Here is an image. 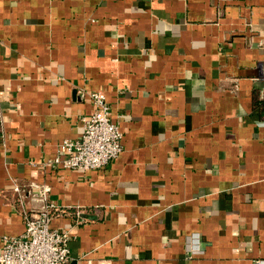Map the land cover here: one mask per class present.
Listing matches in <instances>:
<instances>
[{
  "label": "crops",
  "instance_id": "1",
  "mask_svg": "<svg viewBox=\"0 0 264 264\" xmlns=\"http://www.w3.org/2000/svg\"><path fill=\"white\" fill-rule=\"evenodd\" d=\"M98 89L121 154L45 166ZM31 180L71 264H264V0H0V247Z\"/></svg>",
  "mask_w": 264,
  "mask_h": 264
},
{
  "label": "built area",
  "instance_id": "2",
  "mask_svg": "<svg viewBox=\"0 0 264 264\" xmlns=\"http://www.w3.org/2000/svg\"><path fill=\"white\" fill-rule=\"evenodd\" d=\"M85 93L92 99L94 110L90 114L82 115L81 136L65 138L60 143L59 153L55 157L46 158L45 166L85 172L107 166L123 151L124 133L112 119V107L105 90ZM1 128L5 130L3 125ZM12 184L21 194L20 185L15 180ZM25 190L40 205L22 209L25 229L21 234L2 236L0 264H71L69 239L73 229L72 226L63 229L51 227L56 210L60 208L50 198L49 185L31 180ZM189 252L194 253L196 249Z\"/></svg>",
  "mask_w": 264,
  "mask_h": 264
}]
</instances>
